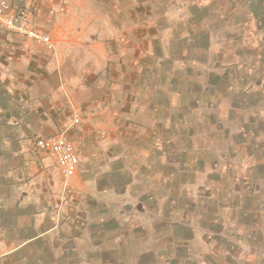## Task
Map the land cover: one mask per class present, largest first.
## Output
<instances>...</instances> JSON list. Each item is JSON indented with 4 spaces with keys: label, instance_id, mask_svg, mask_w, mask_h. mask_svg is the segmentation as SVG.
Listing matches in <instances>:
<instances>
[{
    "label": "rangeland",
    "instance_id": "1",
    "mask_svg": "<svg viewBox=\"0 0 264 264\" xmlns=\"http://www.w3.org/2000/svg\"><path fill=\"white\" fill-rule=\"evenodd\" d=\"M7 1L53 4L33 26L58 55L85 41L73 49L91 78L75 81L61 130L78 147L77 185L38 208L11 189L0 264H264V0ZM3 32L0 152L26 151L42 134L13 101L31 108L24 78L53 55Z\"/></svg>",
    "mask_w": 264,
    "mask_h": 264
},
{
    "label": "crops",
    "instance_id": "2",
    "mask_svg": "<svg viewBox=\"0 0 264 264\" xmlns=\"http://www.w3.org/2000/svg\"><path fill=\"white\" fill-rule=\"evenodd\" d=\"M2 2L8 1L0 0V4ZM13 6L17 7L15 5ZM45 7H54V5H49V1L45 6L43 4H38L37 2L35 6H32L30 8L32 12H29L25 9L28 14V19L32 25H34V21L30 14H40L41 10H45ZM49 9L50 10H48V12L52 13V11H54L53 8ZM0 26L4 28V32L2 34L6 43H9L6 39L10 35L14 34L15 36H19L27 40L37 48L43 47L42 45L35 43L33 40L29 39L26 36L8 30L1 22ZM54 43L55 47L52 50H48L43 47L46 51L50 52L53 57L45 58L44 60L40 61V63L36 64L37 67H35L32 71L33 77H29V75L28 78L23 77V84L25 85V87H27L28 91L30 92V90H34V100L31 104V108H27L20 101L24 98V100L27 101L30 96L27 95V98L26 96L22 98L20 95H18L22 98H20V104L18 106H16L18 100L13 99V103L16 107V113L14 114L13 118L20 120L21 114L18 111L21 110L25 112L26 118L30 121L29 126L32 127L33 132L42 135H38L35 138V147L29 146L26 151H17L16 149L14 151L9 150L6 152H0V213L5 211V208L8 207L5 200L10 197L11 189H14V191L16 192V195L13 194V197L16 199V202L19 203L20 206L27 205L28 207L34 206L38 208L40 204L46 202L47 199H50L52 195H55L57 199L61 198V194H66V191H71V189L75 187V185H77L75 184V177H77V175L79 174L80 168L74 176L65 178L62 175L55 159L37 146V139L39 137L60 133L65 134V132L61 130H63L64 128L68 130V124L70 122L68 120L69 118H71V110H73L74 107L78 106L75 97L77 91L74 87L78 85H75V81L79 80L78 84L80 85L81 80L83 81L91 78L89 76V69L87 70L86 66H81V57L77 53L78 51H76V49H73L74 47H80L83 44L86 45L87 43L85 41L68 38L65 44L63 42V44H60L61 46L59 45V47H63V50H60L61 54L59 55L57 54L59 53V51L57 50V44L59 42L57 43L54 40ZM10 45L15 46L17 44H14V42H10ZM35 59L36 58L34 57L33 60ZM81 87L83 86L81 85ZM5 112L7 113L8 111H3V109L0 110V121L1 119L5 121L10 117V114H5ZM77 114L78 113L73 115V122H76L75 117ZM18 138L19 139H17V142H20V139L25 137L20 136ZM31 139L32 138L28 135L26 141L28 142ZM5 142L8 143L9 139L6 138ZM17 142L15 140L10 143H12V145H15V143ZM44 154L49 156V160L44 158ZM12 186L14 188H11ZM52 191L53 194H51ZM20 196L21 199L19 200L18 198ZM27 199H29V202H24ZM37 210H33L30 208L27 210V213L33 215V212ZM7 224H5V222L3 223L2 219L0 218V232L3 231L4 227H6ZM0 236V238H4L3 240H7L6 236ZM17 237H15V239L18 240L19 243L15 245L11 250H9L7 252L8 254H12L17 250H20L27 243H36V241H38L42 237V234H36L27 238L22 236L21 238H19L20 236ZM3 240L0 242V244L5 242Z\"/></svg>",
    "mask_w": 264,
    "mask_h": 264
},
{
    "label": "built area",
    "instance_id": "3",
    "mask_svg": "<svg viewBox=\"0 0 264 264\" xmlns=\"http://www.w3.org/2000/svg\"><path fill=\"white\" fill-rule=\"evenodd\" d=\"M0 22L8 30L28 37L48 50H52L55 47L52 36L35 28L23 8H17L8 2H2L0 4ZM75 121H80L78 114L75 117ZM37 146L55 159L65 178L74 176L79 170L80 157L77 144L67 135L60 133L39 137Z\"/></svg>",
    "mask_w": 264,
    "mask_h": 264
},
{
    "label": "trees",
    "instance_id": "4",
    "mask_svg": "<svg viewBox=\"0 0 264 264\" xmlns=\"http://www.w3.org/2000/svg\"><path fill=\"white\" fill-rule=\"evenodd\" d=\"M146 86H147V88H151V89L154 88L155 87V81H153L152 83H146ZM153 90L156 91V88ZM153 90H151V93H153ZM154 95H155V93H154Z\"/></svg>",
    "mask_w": 264,
    "mask_h": 264
}]
</instances>
